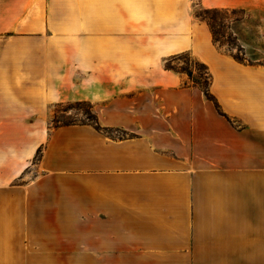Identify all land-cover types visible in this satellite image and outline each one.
I'll return each mask as SVG.
<instances>
[{
  "label": "crops",
  "instance_id": "obj_1",
  "mask_svg": "<svg viewBox=\"0 0 264 264\" xmlns=\"http://www.w3.org/2000/svg\"><path fill=\"white\" fill-rule=\"evenodd\" d=\"M191 3L0 0V264H264V69L220 53ZM180 52L217 107L164 70ZM65 103L129 137L45 130Z\"/></svg>",
  "mask_w": 264,
  "mask_h": 264
},
{
  "label": "rangeland",
  "instance_id": "obj_2",
  "mask_svg": "<svg viewBox=\"0 0 264 264\" xmlns=\"http://www.w3.org/2000/svg\"><path fill=\"white\" fill-rule=\"evenodd\" d=\"M191 4L192 15L194 11H199L200 9H202L200 4L196 0H192ZM217 17L219 21L217 20V22H215V28L216 30H218L217 25L220 24L222 26V29L218 33V44L213 46L220 53L225 54L233 59L234 57H238L239 59H241L240 61L242 63L259 65L264 69V12L259 10H243V13H228L226 15H217ZM1 41L2 39H0V44ZM2 51L3 50L0 49V52ZM133 52L136 54H144L146 56L147 50L137 49ZM183 53H187V56H182L180 57L179 61H171L167 64L171 65L176 70L190 69L200 75L201 72L196 66L193 65V56L190 52H180L172 56L181 55ZM6 54L9 55V52H6ZM172 56L162 58L161 60H169V58H171ZM183 79L184 82H187V77L185 75ZM90 106L88 104L77 105L75 103L52 105L47 113L45 130L47 129L48 131H50L55 125H61V123H67L68 121H74V123L76 124H79L81 122L90 123V121L87 120L91 118ZM55 120L56 122H60L54 123ZM22 131L23 130H21L20 133ZM120 135L121 134H114V136L116 137ZM42 148L43 147L41 146L39 155L35 154L29 166V170H26L23 174H21L19 178L11 181L9 183L10 186H22L24 184H27L29 180L33 178V172L28 171L33 170L34 165H36L39 161Z\"/></svg>",
  "mask_w": 264,
  "mask_h": 264
},
{
  "label": "trees",
  "instance_id": "obj_3",
  "mask_svg": "<svg viewBox=\"0 0 264 264\" xmlns=\"http://www.w3.org/2000/svg\"><path fill=\"white\" fill-rule=\"evenodd\" d=\"M235 14V13H243V10H238V9H232V10H228V9H200L199 11H194L193 16L195 19L203 22L206 24V26L208 27V30L210 32L211 35V39H212V43L215 46L216 44H218L219 40H218V33L219 31L222 29V26L220 24L217 25L218 30H216L215 26L217 20L219 21L217 15H226V14ZM182 56H187V53H183L181 55H175L172 56L171 58H169V60H164L163 61V68L166 71H171L173 73L179 74V75H185L187 77V82L184 83L185 86L187 87H193L198 89L199 91H201V93L203 94L204 98L208 101L213 102V104L216 106L215 100L213 99V97L211 96V94L209 93V85L211 82V76L209 74V71L206 67V65H204L203 63L199 62L198 60L194 59L192 57V62L193 65L196 66L198 68V70L201 72V74L199 75L198 73L193 72V70L190 69H180V70H176L175 68H173L171 65L167 64L168 62L171 61H179L180 57ZM234 60L242 63L238 57H234ZM77 105L80 104H87V103H75ZM90 106V104H88ZM90 119H87L88 121H90V123H79L76 124L74 123V121H68L67 123H61V125H55L53 127V129L57 128V127H61V126H71V125H90L92 126L97 132L103 134L106 137H109L111 139H124L126 137H129V134L126 133L123 130L120 129H116V128H107V127H102L99 125L95 115L92 112V108L90 106ZM60 121L55 120L54 123H59ZM114 134H121L120 136L116 137L114 136ZM40 153V148L36 151V155H39Z\"/></svg>",
  "mask_w": 264,
  "mask_h": 264
}]
</instances>
